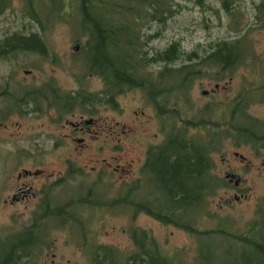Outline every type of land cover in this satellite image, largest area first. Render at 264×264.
Wrapping results in <instances>:
<instances>
[{"label": "flooded vegetation", "instance_id": "flooded-vegetation-1", "mask_svg": "<svg viewBox=\"0 0 264 264\" xmlns=\"http://www.w3.org/2000/svg\"><path fill=\"white\" fill-rule=\"evenodd\" d=\"M259 3L251 29L264 28ZM223 9L231 11L230 6ZM238 27L235 21L230 28ZM155 34L136 28L118 52L103 43L101 62L93 54L94 39L87 36L79 43L54 44H69L68 54L49 53L43 38L33 42V51L5 54L6 37L0 40L1 63L32 53L41 66L35 77L31 70H23L22 79L10 72L0 75L3 134L8 139L20 135L8 122L13 115L24 116L26 104L40 118L27 134L25 148L0 153L5 164L0 166V190L10 189L11 206H23L20 232L8 234L26 241L20 250L29 254L28 260L53 252L49 238L59 228L80 253L90 255V264H98V254L107 264L130 253L140 264L142 251L161 250L151 231L141 228V218L167 228L187 221L184 210L173 215L170 208L173 202L187 201L174 196V164L187 170L188 161L194 162L202 184L214 192L228 188L242 198H247L240 194L247 175H264V117L256 112L264 105V53L252 49L240 33L231 40L237 41L234 53H220L221 41H216L207 47L196 44L191 51L181 47L174 57L165 53L172 42L159 49L151 46ZM82 60L87 61L83 69ZM125 73L131 86L125 84ZM68 80L73 89L64 92ZM33 83L37 86L31 87ZM195 83L200 84L197 90ZM127 100L134 110L123 122L122 102ZM225 141L233 149L222 152ZM242 145L251 150L250 158L236 150ZM0 198V211L6 215ZM106 215L126 217L130 224L112 233L104 232V225L94 229L93 223ZM102 232L126 234L124 251L99 243Z\"/></svg>", "mask_w": 264, "mask_h": 264}, {"label": "rangeland", "instance_id": "rangeland-1", "mask_svg": "<svg viewBox=\"0 0 264 264\" xmlns=\"http://www.w3.org/2000/svg\"><path fill=\"white\" fill-rule=\"evenodd\" d=\"M27 0H11L10 7L6 12L0 16V40L12 33H24L39 31L38 25L33 23L29 17L26 7ZM176 14L167 18L164 24L158 22H144V26L139 25L138 29L142 32H150L151 34L159 33L155 41L151 44L155 49L163 48L173 41H180L182 49L191 51L196 44H202L205 47L216 41L227 40L231 41L237 39L239 34H245V40L251 44L252 49L257 53H264V28L258 29L253 26L255 21V6L259 0H228L231 11L228 13L222 8L223 0H201V6L197 4V0H173ZM48 5L53 6L55 0L47 2ZM46 3V4H47ZM65 14L60 18L49 16V29L44 32H39L45 43L48 44L49 53H65L68 54L69 44L62 46H55L54 44L69 43L77 39L78 43L83 42L85 37L82 34V29L79 27V15L77 11L76 0H66ZM42 5L35 6L36 11L39 12L41 20L44 19V11L41 9ZM42 10V12H41ZM57 17V16H56ZM237 21L239 27L237 30H232L231 24ZM254 52V51H253ZM32 54V53H31ZM31 54L16 55L13 61L8 63L0 62V75L10 72L22 79L23 70H31L32 75L37 76V71L41 68L39 66V58ZM26 65H28L26 67ZM71 66V62L67 64ZM86 60H82L80 68H85ZM39 66V67H38ZM62 70V68H57ZM67 70H70L66 68ZM241 72L237 75L239 76ZM175 79V78H174ZM204 82V81H203ZM199 83L194 84L195 90L199 87ZM36 84H31V87H36ZM73 87L68 80V84L62 88V91H72ZM25 112L24 116L13 115L8 122V126L13 131L19 132V136H13L8 139V134H3V129L0 127V153L2 151L23 149L26 146L25 139L31 129L38 125L39 117L35 115L30 104L23 106ZM122 109L125 113L123 122L129 119L128 113L134 110L132 101L127 100L122 102ZM260 117H264V105L258 107L256 110ZM18 123V126L15 125ZM15 134V132H13ZM18 134V133H17ZM34 145H37L34 143ZM35 149H39L35 146ZM233 149L229 141H225L222 152ZM239 153L250 158L251 150L242 145L236 149ZM3 162L0 161L2 167ZM220 164L218 163L219 167ZM3 172H0V188L3 186ZM249 188V189H248ZM11 192L10 189L0 190V194L4 198V211H0V248L3 246V240L10 237L8 230L17 234L21 230L24 223L23 206L22 204L10 205L7 194ZM236 191L222 188L214 192V195L208 198L206 210L202 211L200 215L195 216L196 226L200 229L212 228L218 224L226 222V227L235 233H245L247 227L256 220L257 204L264 196V175L257 177L255 173L247 175V182L242 186L240 194H244L247 198L239 197V192L236 194L238 200L234 199ZM0 195V196H1ZM2 201V198H0ZM206 212L208 215H206ZM205 213V214H204ZM8 216V218H7ZM16 217V221L12 222V217ZM145 222V223H144ZM14 223V225H12ZM130 222L126 217H114L106 215L103 221L93 223V228L97 229L104 225V232L112 233L116 230L115 227H128ZM140 226L143 229L150 230L161 250L164 254L170 257H175L181 264H192L197 255V242L194 237H191L185 231L178 228H167L153 222H149L143 218L140 219ZM114 227V229H112ZM47 228V227H46ZM228 229V228H227ZM104 232L99 235V243H109L117 246L124 251L123 245L127 244L128 238L126 234L105 236ZM49 240L53 245V252H41L33 257L32 261L27 264H90V255L80 253L78 247L74 245L66 236L65 231L59 228L51 230ZM1 251V250H0ZM209 251L220 253L222 248L210 247ZM54 256V258H53ZM128 254L125 255V257Z\"/></svg>", "mask_w": 264, "mask_h": 264}, {"label": "trees", "instance_id": "trees-1", "mask_svg": "<svg viewBox=\"0 0 264 264\" xmlns=\"http://www.w3.org/2000/svg\"><path fill=\"white\" fill-rule=\"evenodd\" d=\"M50 0H27L26 7L29 17L33 23L38 25L39 31L30 32L27 35L12 33L6 36L3 43L5 54L33 51L36 48L35 40L41 39L39 32L48 29L49 16L60 18L65 14L66 0H55L53 6L48 5ZM198 5L201 0L196 1ZM11 0H0V16L10 7ZM47 3V4H46ZM79 23L84 36L94 39L96 60H102V44L107 43L110 48L117 51L125 42L123 40L133 37L129 32H135L139 25L144 26V22H158L164 24L167 18L176 14L174 6L180 9L173 0H76ZM42 5L44 19L35 6ZM261 7L264 3H259ZM223 8L230 6L228 0L222 1ZM42 12V10H41ZM57 16V17H56ZM159 36L157 32L155 38ZM27 37V38H25ZM237 41H221L218 45L222 54L234 53ZM35 44V45H34ZM236 45V46H235ZM94 45H92L93 47ZM108 47V46H107ZM118 52V51H117ZM180 41H173L165 50V53L178 57L181 54ZM125 84L131 86V76L124 75ZM242 125L237 126L241 129ZM188 169L176 168L172 166V182L174 196L179 195V199H187L186 202H173L171 211L173 215L181 213L183 210L187 214V221L174 224L178 229L185 231L197 242V255L192 264H264V199L259 201L256 208V220L246 229L245 233H235L226 227V222L218 224L212 228L200 229L196 226L195 216L206 210L208 198L214 195V189L202 184L201 173L196 172L193 167L194 162L188 161ZM180 167V166H179ZM197 213V214H196ZM205 214V213H204ZM206 215L208 213L206 212ZM167 224L166 221H163ZM228 228V229H227ZM26 241L22 237L5 238L3 246L0 248V264H27L30 260L27 252L21 251L20 247ZM210 247L222 248V251L214 253L209 251ZM109 258H113L109 254ZM98 264H104L101 255H95ZM107 264H135V255L130 253L124 259H111ZM140 264H181L175 257L164 254L157 246L153 251L144 250L140 254Z\"/></svg>", "mask_w": 264, "mask_h": 264}, {"label": "water", "instance_id": "water-1", "mask_svg": "<svg viewBox=\"0 0 264 264\" xmlns=\"http://www.w3.org/2000/svg\"><path fill=\"white\" fill-rule=\"evenodd\" d=\"M237 179V177H235Z\"/></svg>", "mask_w": 264, "mask_h": 264}]
</instances>
